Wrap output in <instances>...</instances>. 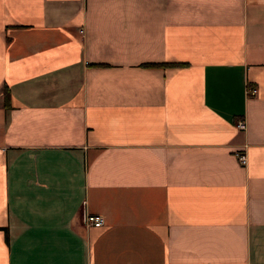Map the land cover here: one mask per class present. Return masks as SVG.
Wrapping results in <instances>:
<instances>
[{"label":"crops","instance_id":"1","mask_svg":"<svg viewBox=\"0 0 264 264\" xmlns=\"http://www.w3.org/2000/svg\"><path fill=\"white\" fill-rule=\"evenodd\" d=\"M0 264H264V0H0Z\"/></svg>","mask_w":264,"mask_h":264},{"label":"built area","instance_id":"2","mask_svg":"<svg viewBox=\"0 0 264 264\" xmlns=\"http://www.w3.org/2000/svg\"><path fill=\"white\" fill-rule=\"evenodd\" d=\"M247 93L248 95H256L258 93V88L255 86L248 85ZM236 125L239 129L244 130L246 129L247 122L244 118H237ZM238 157L241 163H246L247 156L245 152H238ZM104 222H105L104 216L101 214L88 213L86 215V223L88 225L101 226L102 224H104Z\"/></svg>","mask_w":264,"mask_h":264},{"label":"trees","instance_id":"3","mask_svg":"<svg viewBox=\"0 0 264 264\" xmlns=\"http://www.w3.org/2000/svg\"><path fill=\"white\" fill-rule=\"evenodd\" d=\"M5 99H6V102H7V99L9 100V96H8L7 93H6V95H5Z\"/></svg>","mask_w":264,"mask_h":264}]
</instances>
